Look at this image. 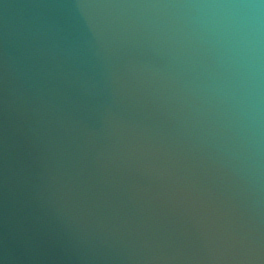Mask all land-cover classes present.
Instances as JSON below:
<instances>
[{"label":"water","instance_id":"water-1","mask_svg":"<svg viewBox=\"0 0 264 264\" xmlns=\"http://www.w3.org/2000/svg\"><path fill=\"white\" fill-rule=\"evenodd\" d=\"M0 264H264V0H0Z\"/></svg>","mask_w":264,"mask_h":264}]
</instances>
